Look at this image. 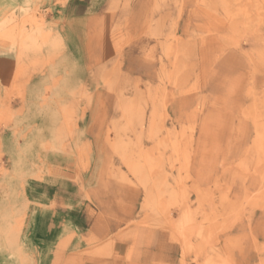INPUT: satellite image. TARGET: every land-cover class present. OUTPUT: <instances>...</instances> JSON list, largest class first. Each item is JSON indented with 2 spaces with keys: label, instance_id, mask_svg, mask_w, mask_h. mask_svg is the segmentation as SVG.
<instances>
[{
  "label": "rangeland",
  "instance_id": "rangeland-1",
  "mask_svg": "<svg viewBox=\"0 0 264 264\" xmlns=\"http://www.w3.org/2000/svg\"><path fill=\"white\" fill-rule=\"evenodd\" d=\"M1 3L9 244L22 184L66 172L99 182L105 237L54 264L106 261L108 231L141 227L173 231L181 264H264V0Z\"/></svg>",
  "mask_w": 264,
  "mask_h": 264
},
{
  "label": "crops",
  "instance_id": "crops-1",
  "mask_svg": "<svg viewBox=\"0 0 264 264\" xmlns=\"http://www.w3.org/2000/svg\"><path fill=\"white\" fill-rule=\"evenodd\" d=\"M47 1L38 0V6ZM6 64H10V71H5ZM15 66L13 58L0 56V81L10 78ZM92 179L89 184L78 183L66 172H54L42 180L27 179L21 187L22 218L12 244L4 236L7 223L0 221V264H54L56 259L77 257L90 240H104L105 233L98 227L102 217L99 204L94 201L99 182L94 185ZM106 234L104 246L111 257L95 264H115L114 256L128 258L130 264H181L188 260L173 231L141 227L130 230L121 240L108 239L113 235Z\"/></svg>",
  "mask_w": 264,
  "mask_h": 264
}]
</instances>
